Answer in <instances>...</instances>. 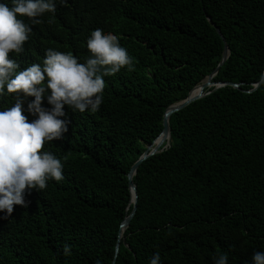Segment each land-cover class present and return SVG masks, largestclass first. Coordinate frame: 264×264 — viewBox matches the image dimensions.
Wrapping results in <instances>:
<instances>
[{
	"label": "trees",
	"instance_id": "16d2710c",
	"mask_svg": "<svg viewBox=\"0 0 264 264\" xmlns=\"http://www.w3.org/2000/svg\"><path fill=\"white\" fill-rule=\"evenodd\" d=\"M9 3L10 0H4ZM24 52L20 70L42 63L45 49L83 63L90 33L118 35L131 70L105 76L99 111L64 106L68 132L41 151L63 163L64 179L25 193L26 206L0 212V264H229L264 251V0H57ZM207 17L210 19L208 20ZM228 56L212 80L231 82L169 117L170 142L127 174L162 130L166 108L187 97ZM14 94L0 97L10 107ZM28 121L37 117L27 112ZM46 108V100L42 101ZM70 246L71 255L62 254Z\"/></svg>",
	"mask_w": 264,
	"mask_h": 264
},
{
	"label": "clouds",
	"instance_id": "9594fccd",
	"mask_svg": "<svg viewBox=\"0 0 264 264\" xmlns=\"http://www.w3.org/2000/svg\"><path fill=\"white\" fill-rule=\"evenodd\" d=\"M56 4L57 0H10L9 5L0 0V97L14 94L10 107L0 105V212L5 219L13 213L14 205L26 206L27 191H40L49 181L64 179L61 160L41 151L45 142L62 139L68 132L69 121L62 119L64 106L80 113L99 111L104 77L134 66V57L121 46L118 35L97 28L87 38L89 56L83 63L71 52L47 48L42 63L20 70L9 53H23L32 33L21 17L40 24L45 13L56 12ZM28 97L34 99L27 102L26 110L37 117L31 121L22 114ZM45 100L50 107L42 105ZM62 254L71 255L69 245L63 246ZM149 264H162L158 252ZM213 264H229L228 254H218ZM250 264H264V251H255Z\"/></svg>",
	"mask_w": 264,
	"mask_h": 264
},
{
	"label": "water",
	"instance_id": "95a60500",
	"mask_svg": "<svg viewBox=\"0 0 264 264\" xmlns=\"http://www.w3.org/2000/svg\"><path fill=\"white\" fill-rule=\"evenodd\" d=\"M207 19L210 20L208 17H207ZM212 25L214 26L216 32L218 33V35L221 37L222 41L224 42V48L222 51V58H221L219 64L217 65V67L212 71V73H210L208 76H206L201 81V83H199L198 85H195L190 90L189 94L187 95V97L185 99L178 101V102H176V103H174V104H172L166 108L164 115H163V121H162L163 127H162L161 132L158 134V136L151 143L146 145L144 152L130 167L129 172L127 174V179H128V186H129L130 195H131L130 203H133V209L129 213V215H127L123 219L122 223L120 224V230H119L118 240H117L116 247H115V252H117L119 249V241H120L121 233L128 227L130 219L132 218L134 211H135V208H136V200H137L136 185L133 183L132 177L136 174V171H137L139 164L144 159H146L150 155H153L155 153L162 151L163 149H165L169 145V142H170L169 117H170V115L174 112H177V111L183 109L184 107L189 105L191 102L207 95L209 93V91L205 92L206 88L213 87V90H215V89L222 87V86H225V85H232V86L238 88V84H236V83L214 82L212 80L214 75L218 72L219 66L225 61V59L228 56V47L225 44V39H224L223 35L221 34L220 29L214 23H212ZM263 78H264V73H263L261 79L257 83L254 84V88H257L261 84ZM114 262H115V257L110 264H114Z\"/></svg>",
	"mask_w": 264,
	"mask_h": 264
}]
</instances>
